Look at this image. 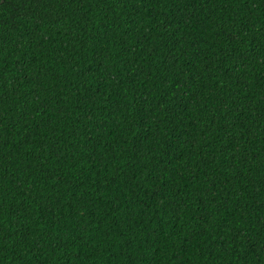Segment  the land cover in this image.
<instances>
[{"label": "trees", "instance_id": "trees-1", "mask_svg": "<svg viewBox=\"0 0 264 264\" xmlns=\"http://www.w3.org/2000/svg\"><path fill=\"white\" fill-rule=\"evenodd\" d=\"M0 264H264V0H0Z\"/></svg>", "mask_w": 264, "mask_h": 264}]
</instances>
